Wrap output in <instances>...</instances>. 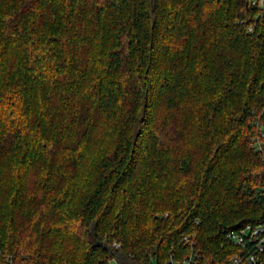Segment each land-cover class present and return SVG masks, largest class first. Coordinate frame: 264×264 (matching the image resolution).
Returning <instances> with one entry per match:
<instances>
[{"label":"trees","instance_id":"16d2710c","mask_svg":"<svg viewBox=\"0 0 264 264\" xmlns=\"http://www.w3.org/2000/svg\"><path fill=\"white\" fill-rule=\"evenodd\" d=\"M257 123L258 0H0V264H228Z\"/></svg>","mask_w":264,"mask_h":264},{"label":"built area","instance_id":"2783aa9c","mask_svg":"<svg viewBox=\"0 0 264 264\" xmlns=\"http://www.w3.org/2000/svg\"><path fill=\"white\" fill-rule=\"evenodd\" d=\"M258 4L264 6V0H258ZM256 126L258 132L251 139V147L260 153L264 159V124L257 123ZM227 240L237 251L230 257L228 264H264V222L246 225L238 231H232L227 235ZM181 241L190 246L191 252L176 259L170 256L165 264H196L198 262L199 254L194 249L192 238L184 235ZM114 245L118 246L117 244ZM1 259L5 264H12L10 254L2 255ZM110 264H117V262L111 260Z\"/></svg>","mask_w":264,"mask_h":264}]
</instances>
